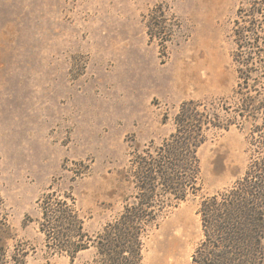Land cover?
I'll list each match as a JSON object with an SVG mask.
<instances>
[{
	"label": "rangeland",
	"instance_id": "obj_1",
	"mask_svg": "<svg viewBox=\"0 0 264 264\" xmlns=\"http://www.w3.org/2000/svg\"><path fill=\"white\" fill-rule=\"evenodd\" d=\"M240 1L0 0V219L27 264H93V247L72 260L46 249L38 200L50 189L75 198L95 236L131 193L130 153L168 137L182 102L231 96ZM156 16L164 47L146 33ZM259 125L208 133L201 190L148 232L142 264H190L201 198L243 176Z\"/></svg>",
	"mask_w": 264,
	"mask_h": 264
},
{
	"label": "trees",
	"instance_id": "obj_2",
	"mask_svg": "<svg viewBox=\"0 0 264 264\" xmlns=\"http://www.w3.org/2000/svg\"><path fill=\"white\" fill-rule=\"evenodd\" d=\"M154 20L155 25L146 24L148 40L158 38L164 47L168 41L164 22L160 16ZM231 37L236 73L231 96L182 102L168 137L130 153L124 177L131 193L95 236L84 230L71 194L50 189L38 200V227L47 250L72 260L79 251L93 247V264H142L148 232L201 190L198 150L208 133L258 121L260 128L253 132L259 138L250 142L254 154L243 176L201 198L197 212L202 239L190 264H264V0L240 1ZM15 241L12 227L0 219V264H27L25 244Z\"/></svg>",
	"mask_w": 264,
	"mask_h": 264
}]
</instances>
